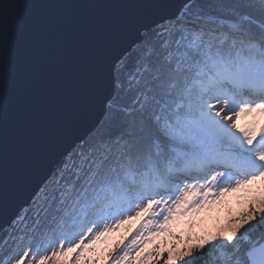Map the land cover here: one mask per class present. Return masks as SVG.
<instances>
[{
  "label": "snow or ice",
  "instance_id": "obj_1",
  "mask_svg": "<svg viewBox=\"0 0 264 264\" xmlns=\"http://www.w3.org/2000/svg\"><path fill=\"white\" fill-rule=\"evenodd\" d=\"M52 7L0 0V87L10 43ZM86 7L105 23L56 54L24 205L0 166V264H264V0ZM229 197L239 211L204 228Z\"/></svg>",
  "mask_w": 264,
  "mask_h": 264
},
{
  "label": "water",
  "instance_id": "obj_2",
  "mask_svg": "<svg viewBox=\"0 0 264 264\" xmlns=\"http://www.w3.org/2000/svg\"><path fill=\"white\" fill-rule=\"evenodd\" d=\"M46 10L31 33L10 43L0 87V166L7 205L18 208L31 196L38 175L26 165L43 126L57 115L56 54L91 29L104 25L103 11L86 7L105 0H43Z\"/></svg>",
  "mask_w": 264,
  "mask_h": 264
},
{
  "label": "rangeland",
  "instance_id": "obj_3",
  "mask_svg": "<svg viewBox=\"0 0 264 264\" xmlns=\"http://www.w3.org/2000/svg\"><path fill=\"white\" fill-rule=\"evenodd\" d=\"M250 119V118H248ZM248 122L247 119H241L240 123L246 124ZM229 209H231L233 212L239 211L240 209V203L236 200L235 197H229L228 198V206L222 209H217L214 210L210 213H204L202 214L201 217L197 218L198 220H202L203 221V226L204 228H207L209 230L213 229L214 227H216L218 224H223L227 218L228 215V211ZM136 222H133V226L135 225ZM183 223H181L180 228L177 229V231H181L183 230ZM197 231H199V228L197 229ZM125 233L123 232V230L111 237L108 238V243H113L117 240L120 239L121 236H123ZM100 247H103V245H100Z\"/></svg>",
  "mask_w": 264,
  "mask_h": 264
}]
</instances>
